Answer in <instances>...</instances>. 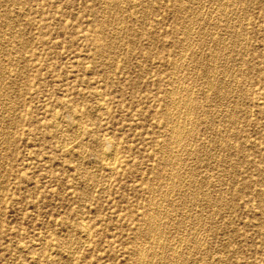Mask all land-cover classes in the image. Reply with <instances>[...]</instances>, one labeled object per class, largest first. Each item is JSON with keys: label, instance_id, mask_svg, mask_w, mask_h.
Wrapping results in <instances>:
<instances>
[{"label": "rangeland", "instance_id": "obj_1", "mask_svg": "<svg viewBox=\"0 0 264 264\" xmlns=\"http://www.w3.org/2000/svg\"><path fill=\"white\" fill-rule=\"evenodd\" d=\"M111 3L0 0V264H264V0Z\"/></svg>", "mask_w": 264, "mask_h": 264}, {"label": "bare ground", "instance_id": "obj_2", "mask_svg": "<svg viewBox=\"0 0 264 264\" xmlns=\"http://www.w3.org/2000/svg\"><path fill=\"white\" fill-rule=\"evenodd\" d=\"M111 4L112 5H116V2H117V0H111ZM190 2V1H189ZM236 2V1H235ZM103 3V2H102ZM120 4V3H119ZM192 4V3H191ZM201 4V3H200ZM219 4H220V2H219ZM232 5H233V3H232ZM199 6V5H198ZM220 6V5H219ZM231 6V5H230ZM244 7H246V6H244ZM194 8V7H193ZM232 9H234V8H232ZM243 9V8H242ZM230 10V9H229ZM196 12H198V10L196 11ZM195 12V13H196ZM218 14V13H217ZM202 15V14H201ZM204 15V14H203ZM202 15V16H203ZM219 15V14H218ZM109 18H111V17H109ZM113 19V18H112ZM225 19V18H224ZM224 19H222V20H224ZM110 20V19H109ZM117 21V20H116ZM198 21V20H197ZM226 21V20H225ZM229 21V20H228ZM243 21V20H242ZM217 22V21H216ZM111 23V22H110ZM238 23V22H237ZM235 24V23H234ZM239 24H241V23H239ZM237 25V24H236ZM217 27V26H216ZM226 29V28H225ZM243 29H245V28H243ZM229 30H231V29H229ZM111 31V30H110ZM120 31V30H119ZM202 31V30H201ZM228 31V30H227ZM206 32V31H205ZM111 33H113V32H111ZM216 33V32H215ZM101 35H103V32H101L100 33ZM122 34V33H121ZM192 34V33H191ZM237 34V33H236ZM185 35V34H184ZM193 35V34H192ZM124 36V35H123ZM122 36V37H123ZM115 37V36H114ZM213 37V36H212ZM112 38V37H111ZM194 39V38H193ZM217 39V38H216ZM223 39V38H222ZM240 39V38H239ZM243 39V38H242ZM121 40V39H120ZM191 40V39H190ZM205 41V40H204ZM219 41V40H218ZM239 41V40H238ZM125 42V41H124ZM240 42H242V41H240ZM10 43V42H9ZM193 43V42H192ZM205 43V42H204ZM182 44V43H181ZM191 44V43H190ZM216 44V43H215ZM230 44H232V43H230ZM113 45V44H112ZM187 45V44H186ZM203 45V44H202ZM108 46V45H107ZM184 46H185V44H184ZM219 46V45H218ZM221 46V45H220ZM225 46V45H224ZM226 47V46H225ZM102 48V47H101ZM184 48V47H183ZM231 48V47H230ZM106 48H104V50H105ZM181 49H182V47H181ZM227 49V48H226ZM7 50V49H6ZM9 50V49H8ZM233 50V49H232ZM244 51V50H243ZM225 52V51H224ZM210 53V52H209ZM230 53H231V51H230ZM224 54V53H223ZM242 54V53H241ZM212 55V54H211ZM180 56V55H179ZM178 56V57H179ZM212 57V56H211ZM216 57V56H215ZM219 57H221V56H219ZM225 57V56H224ZM190 58V57H189ZM216 58H218V57H216ZM223 59V58H222ZM231 59V58H230ZM209 60V59H208ZM202 61V60H201ZM215 61V60H214ZM233 61V60H232ZM176 62V61H175ZM223 62V61H222ZM174 63V62H173ZM204 63V62H203ZM224 63V62H223ZM213 64V63H212ZM176 65V64H175ZM186 65V64H185ZM231 65V64H230ZM229 65V66H230ZM190 66V65H189ZM217 66V65H216ZM225 66V65H224ZM214 67V66H213ZM231 67V66H230ZM5 69V68H4ZM209 69V68H208ZM210 69H211V67H210ZM203 70V69H202ZM239 71V70H238ZM176 72V71H175ZM208 72V71H207ZM216 73V72H215ZM173 74V73H172ZM236 74V73H235ZM2 76V75H1ZM202 76V75H201ZM206 76V75H205ZM175 77V76H174ZM179 77V76H178ZM215 77V76H214ZM216 79V78H215ZM209 80V79H208ZM232 80V79H231ZM233 81V80H232ZM207 82V81H206ZM230 82V81H229ZM175 83V82H174ZM188 83V82H187ZM190 83V82H189ZM178 84V83H177ZM184 85V84H183ZM193 86V85H192ZM220 86V85H219ZM182 87V86H181ZM189 87V86H188ZM222 87H224V86H222ZM228 87V86H227ZM174 89V88H173ZM172 89V90H173ZM193 89V88H192ZM227 90V89H226ZM2 91V90H1ZM190 91V90H189ZM174 92V91H173ZM192 92V91H191ZM170 93V92H169ZM3 95V94H2ZM170 95V94H169ZM101 96V95H100ZM179 96V95H178ZM185 96V95H184ZM189 96H190V94H189ZM206 97V96H205ZM237 97V96H236ZM195 98V97H194ZM193 98V99H194ZM174 99V98H173ZM103 100V99H102ZM101 101V100H100ZM173 101V100H172ZM186 101V100H185ZM193 101V100H192ZM239 101V100H238ZM187 102V101H186ZM3 103V102H2ZM169 103H171V100H170V102ZM222 103V102H221ZM171 104H173V103H171ZM171 104H169V105H171ZM178 103H177V101H176V105H177ZM186 104V103H185ZM194 104V103H193ZM208 105V104H207ZM206 105V106H207ZM175 106V105H174ZM173 106V107H174ZM188 106H189V104H188ZM194 106V105H193ZM209 106V105H208ZM215 106V105H214ZM192 107V106H191ZM238 107V106H237ZM180 108V107H179ZM182 109H183V107H182ZM189 109V108H188ZM191 109V108H190ZM192 109H193V107H192ZM172 110V109H171ZM179 110H181V109H179ZM172 111H174V110H172ZM177 111H178V109H177ZM176 111V112H177ZM182 111V110H181ZM188 111V110H187ZM194 111V110H193ZM233 111V110H232ZM232 111H230V112H232ZM13 112V111H12ZM180 112V111H179ZM179 112H178V114H179ZM188 112H190V110L188 111ZM195 112V111H194ZM181 113V112H180ZM220 113V112H219ZM167 114V113H166ZM213 114V113H212ZM53 115H57V114H54L53 113ZM185 115V114H184ZM58 116V115H57ZM168 116V115H167ZM169 116H171V115H169ZM213 116V115H212ZM219 118V117H218ZM54 119V118H53ZM59 119V118H58ZM173 119H174V117H173ZM177 120V119H176ZM175 120V121H176ZM190 120V119H189ZM58 121V120H57ZM172 122V121H171ZM177 122V121H176ZM182 122V121H181ZM227 122V121H226ZM56 123V121L54 120V124ZM58 123V122H57ZM175 123V122H174ZM185 123H187V122H185ZM191 123V122H190ZM172 123H170V125H171ZM177 124H179V123H177ZM182 124H184V123H182ZM188 124V123H187ZM210 124V123H209ZM80 125V124H79ZM175 124H173V126H174ZM181 125V124H180ZM184 125H186V124H184ZM237 125V124H236ZM76 126V125H75ZM177 126V125H176ZM189 126V125H188ZM72 127V126H71ZM82 127V126H81ZM179 127V126H178ZM177 127V128H178ZM181 127H185V126H181ZM213 127V126H212ZM236 127V126H235ZM79 128V127H78ZM78 128H76V129H78ZM169 128V127H168ZM176 127H173L172 128V130H173V133L171 134V135H174V136H176L175 134H180V131H179V129H177ZM215 128V127H214ZM74 129V128H73ZM177 129V130H176ZM182 129V128H181ZM187 129V128H186ZM188 130V129H187ZM186 130V131H187ZM190 130V129H189ZM221 130V129H220ZM236 130H237V128H236ZM71 131V130H70ZM79 131V130H78ZM69 132V131H68ZM80 132V131H79ZM170 132H171V130H170ZM75 133V132H74ZM74 133H73V135H74ZM67 134V133H66ZM81 134V133H80ZM87 134V133H86ZM185 134V133H184ZM84 135V134H83ZM71 136V135H70ZM75 136V135H74ZM73 136V137H74ZM185 136V135H184ZM100 137V136H99ZM180 137V136H179ZM182 137V136H181ZM225 137V136H224ZM70 138V137H69ZM171 138V137H170ZM177 138V137H176ZM194 138V137H193ZM66 139V138H65ZM178 139V138H177ZM232 139V138H231ZM67 140H69V139H67ZM173 140V139H172ZM181 139H179V141H180ZM183 140V139H182ZM174 141H175V139H174ZM69 143V142H68ZM169 143V142H168ZM171 143V142H170ZM169 143V144H170ZM173 143V142H172ZM64 144H66L67 145V142L65 143L64 142ZM169 144H167V145H169ZM207 144V143H206ZM113 145V144H112ZM111 145V146H112ZM174 145V144H173ZM173 145H171V147L173 146ZM229 145H231V143H229ZM166 146V145H165ZM164 146V147H165ZM175 146V145H174ZM188 146V145H187ZM64 147H66L65 145H64ZM115 147H116V145H115ZM115 147H113V148H115ZM177 147V146H176ZM179 147H181V146H179ZM61 148V147H60ZM62 148H63V145H62ZM175 148V147H174ZM178 148V147H177ZM177 148H176V150H177ZM184 148V147H183ZM166 149H167V147H166ZM171 149V148H170ZM172 150V149H171ZM193 150V149H192ZM81 151V150H80ZM116 151V150H115ZM114 151V152H115ZM167 151H168V149H167ZM166 151V152H167ZM170 151V150H169ZM168 151V152H169ZM103 152V151H102ZM101 152V153H102ZM105 152H107V151H105ZM112 152H113V150H112ZM162 152V151H161ZM172 152H174V151H171V154H172ZM201 152V151H200ZM175 153V152H174ZM167 154V153H166ZM169 154V153H168ZM205 154V153H204ZM104 155V154H103ZM170 155V154H169ZM176 155V154H175ZM105 156V161L108 163V164H110L111 162H112V158H111V154H110V151H108L107 153H106V155H104ZM103 156V157H104ZM171 156V155H170ZM169 156V157H170ZM174 156V155H173ZM205 156V155H204ZM102 157V156H101ZM103 157H102V159L101 160H103ZM168 157V160L170 159ZM172 157V156H171ZM179 157V156H178ZM177 159V158H176ZM176 159H174V160H176ZM164 160V159H163ZM167 160V159H166ZM201 160V159H200ZM199 161V160H198ZM166 162V161H165ZM170 162V161H169ZM177 162V161H176ZM171 163V162H170ZM175 163V162H174ZM167 164H168V162H167ZM173 164V163H172ZM112 165H113V163H112ZM112 165H110V167H112ZM169 165H171V164H169ZM169 165H168V169H169ZM175 166V165H174ZM173 167V166H172ZM171 167V168H172ZM189 167V166H188ZM172 169H175V167L174 168H172ZM186 169H188V168H186ZM110 170V169H109ZM166 170V169H165ZM171 170V169H170ZM176 170V169H175ZM189 170V169H188ZM228 170V169H227ZM190 171V170H189ZM183 172V171H182ZM184 172H186V171H184ZM187 173V172H186ZM171 175V174H170ZM111 176V175H110ZM190 176V175H189ZM165 177V176H164ZM181 177V176H180ZM110 178V177H109ZM168 180V179H167ZM178 180V179H177ZM194 180V179H193ZM208 181V180H207ZM169 182V181H168ZM176 182V181H175ZM174 182V183H175ZM159 183V182H158ZM187 183V182H186ZM160 184V183H159ZM158 185V184H157ZM179 185V184H178ZM184 185V184H183ZM104 188V187H103ZM186 188V187H185ZM160 189V188H159ZM172 189V188H171ZM170 189V190H171ZM177 189V188H176ZM175 189V190H176ZM179 190V189H178ZM186 190V189H185ZM192 191V190H191ZM202 191V190H201ZM160 192H161V190H160ZM216 192V191H215ZM176 193V192H175ZM196 194V193H195ZM199 194V193H198ZM184 196V195H183ZM164 197V196H163ZM166 197V196H165ZM174 197V196H173ZM168 199V198H167ZM216 199V198H215ZM179 200H181V199H179ZM217 200V199H216ZM151 201H154L153 199L151 200ZM156 201V200H155ZM191 202V201H190ZM152 204H153V202H151ZM181 203V202H180ZM189 203V202H188ZM154 204H155V202H154ZM161 204H162V202H161ZM150 206H151V204H149ZM171 205V204H170ZM155 206V205H154ZM195 206V205H194ZM197 206V205H196ZM157 207H158V205H157ZM173 207V206H172ZM151 208V207H150ZM154 209H155V207L153 208V211H154ZM158 209V208H157ZM170 210V209H169ZM177 210V209H176ZM188 210V209H187ZM160 211V210H159ZM159 211H158V213H159ZM164 211V210H163ZM155 212V211H154ZM150 213H152V212H149L148 213V215L150 214ZM156 213V212H155ZM169 213V212H168ZM189 213V212H188ZM160 214V213H159ZM148 215H146V217H145V224H146V228L148 229V230H150V232H151V230L153 229V227L155 226L156 227V225L153 223V221H152V218H149V216ZM151 215H153V214H150V216ZM206 215V214H205ZM174 216V215H173ZM175 217V216H174ZM164 218V217H163ZM170 218V217H169ZM154 219V218H153ZM193 219H195V218H193ZM156 220H158V219H156ZM155 220V221H156ZM184 220V219H183ZM158 222H160L159 220H158ZM204 222V221H203ZM83 224V223H82ZM160 224V223H159ZM164 224V223H163ZM83 225H85V224H83ZM144 225V224H143ZM158 225V224H157ZM178 226V225H177ZM159 227V226H158ZM157 227V228H158ZM167 227V226H166ZM177 228V227H176ZM197 228V227H196ZM135 229V228H134ZM160 229H162V228H160ZM181 229V228H180ZM84 230H85V228H84ZM146 230V229H145ZM163 230V229H162ZM174 230V229H173ZM176 230V229H175ZM161 231V230H160ZM158 232H159V230H158ZM164 232V231H163ZM195 232V231H194ZM147 233L149 234V232L147 231ZM152 233V232H151ZM156 233V232H155ZM160 233V232H159ZM154 234V233H153ZM158 234V233H157ZM83 235V234H82ZM88 235V234H87ZM159 235V234H158ZM167 235V234H166ZM156 236V235H155ZM160 236V235H159ZM84 237H86V235L84 236ZM83 238V237H82ZM164 238V237H163ZM85 239V238H84ZM87 239V238H86ZM157 239V238H156ZM161 239V238H160ZM154 240V239H153ZM177 240H178V238H177ZM87 241V240H86ZM159 241V240H158ZM157 241V242H158ZM162 241V240H161ZM197 242V241H196ZM173 243V242H172ZM174 243H176V242H174ZM198 244V243H197ZM150 245V244H149ZM152 245V244H151ZM167 245V244H166ZM177 245V244H176ZM199 245V244H198ZM19 246V245H18ZM154 246V245H153ZM160 245H158V247H159ZM152 247V246H151ZM143 248V247H142ZM157 248V247H156ZM137 249V248H136ZM140 250H141V248H139ZM151 248H149L148 250H150ZM144 251H147V249L145 250L144 249ZM163 251H165V250H163ZM181 251V250H180ZM51 252V251H50ZM139 252H141V251H139ZM136 253H138V252H136ZM151 253H152V251H151ZM165 253V252H164ZM171 253L174 255V251H172L171 250ZM49 254V253H48ZM141 254V253H140ZM140 254H139V256H140ZM143 254V253H142ZM148 254H150L149 253V251H148ZM156 254V253H155ZM158 254V253H157ZM178 254V253H177ZM50 255V254H49ZM137 255V254H136ZM147 255V254H146ZM151 255V254H150ZM145 256V255H144ZM151 257H153V256H151ZM172 256H170V257H168L169 258V260H170V258H171ZM178 257H180V256H178ZM199 257V256H198ZM146 258H147V256H146ZM149 258V257H148ZM173 258H174V256H173ZM172 258V259H173ZM151 259V258H150ZM150 259L148 260V262L150 261ZM142 260V259H141ZM157 260V259H156ZM168 260V261H169ZM183 260V259H182ZM140 261V260H139ZM160 261V260H159ZM141 262V261H140ZM151 262H152V260H151ZM171 262V261H170ZM173 262V261H172ZM136 263H137V260H136ZM145 263H146V261H145ZM166 263V262H165ZM176 263V262H175ZM147 264V263H146ZM160 264V263H159ZM168 264V263H167ZM170 264V263H169ZM172 264H174V263H172Z\"/></svg>", "mask_w": 264, "mask_h": 264}]
</instances>
